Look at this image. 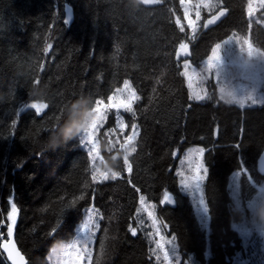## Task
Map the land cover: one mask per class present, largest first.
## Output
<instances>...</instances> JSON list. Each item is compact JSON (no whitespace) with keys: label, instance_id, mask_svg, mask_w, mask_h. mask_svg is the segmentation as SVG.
Listing matches in <instances>:
<instances>
[{"label":"trees","instance_id":"obj_1","mask_svg":"<svg viewBox=\"0 0 264 264\" xmlns=\"http://www.w3.org/2000/svg\"><path fill=\"white\" fill-rule=\"evenodd\" d=\"M246 3L222 0L218 6L228 9L226 16L206 30L203 20L210 13L201 9V27L192 38L186 24L184 33L175 24L176 16L183 18L179 0L137 7L129 0H0V243L8 238L12 203L18 208L13 236L29 264L45 257L52 240L74 239L88 209L95 208L99 228L93 264H167L155 248L156 231L139 203L144 195L162 236L175 237L180 264H239L234 255L242 249V237L232 227L238 224L232 213V184L238 183L245 210L257 192L253 183L264 185L258 168L264 153V104L240 109L221 101L215 90L205 101H190L187 80L180 73L184 60L201 67L211 47L233 35L249 37L264 49V16L260 11L259 19L250 20ZM66 4L72 9L71 22L65 19ZM181 40L189 44V55L177 60ZM19 67L25 75H16ZM37 77L48 91L49 107L41 114L25 107L35 102L27 89ZM125 79L141 96L134 105L136 117L113 112L99 133L101 170L107 165L120 171L121 178L92 183V162L80 137L43 156L35 154V139L47 136L45 129L61 119L67 101L81 96L92 103L98 97L106 101ZM260 89L264 94V81ZM120 118L140 128L131 176L123 170L122 153L117 161L111 159L116 153L108 151L109 137L104 135ZM191 146L205 148L209 168L204 184L209 218L203 225L175 173ZM166 192L172 194L173 205L160 204ZM73 200L75 207L62 215ZM239 213L241 224L250 212ZM58 221L57 232L49 238ZM0 264H7L1 251Z\"/></svg>","mask_w":264,"mask_h":264},{"label":"snow or ice","instance_id":"obj_2","mask_svg":"<svg viewBox=\"0 0 264 264\" xmlns=\"http://www.w3.org/2000/svg\"><path fill=\"white\" fill-rule=\"evenodd\" d=\"M163 2V0H141L142 5L151 6V5H159ZM179 4L183 9V18L176 16L175 24L181 33L185 32V23L187 29L191 32L192 38L195 37L196 32L201 27V9H204L210 13L207 19L203 20V28H208L209 25H214L221 17H223L228 9L223 6H218L222 4V0H179ZM213 9L215 12L213 13ZM194 10V11H193ZM264 11V0H247L245 6V12L248 18L254 17L257 12ZM193 15L195 18H193ZM249 28H251V22H249ZM240 37H230L229 39L223 40V44L230 43L234 41L235 43L240 45V52L242 54L247 55L248 64L247 67L251 69H255V65L250 63L249 61L255 57H264V49L260 47H256L249 37L243 38V43H240ZM51 45L49 44L44 48V52H48ZM221 43H215L214 46L211 47V54L207 56L206 61L204 62L205 67H203L199 73H196V70L193 69V76H190L188 73V68L190 67L189 62L187 60L184 61V71L180 73L181 76L185 77L187 80V87L189 89L188 100L190 101H205L207 100L208 94L207 91L204 94H200L199 91L193 92V78L194 76H200L203 80H207L208 76L205 73H212L215 70V74L217 77V81L219 82L220 78V70L222 67V56H221ZM176 58L180 59L181 56L189 55V44L180 41L178 47L176 48ZM40 70L42 71L44 68L43 64H40ZM35 83L40 84V78L37 77L34 80ZM199 82V81H198ZM221 95L219 99L226 104H235L240 109H244L246 106H256L259 104H264V99L257 98L252 92H248L246 94H237L235 90L225 91L222 87L220 89ZM119 94V95H118ZM141 100V96L137 93V90L132 86L128 79L123 81L122 87H117L111 94L107 96L105 101L104 98L98 97L92 103L91 111L89 113V120L87 126L80 134V144L87 148V158L92 162V171H91V181L94 184H101L106 181H115L121 178L120 171H114L113 168L107 167L105 165V170H101V168L96 166V161H103L104 157L101 155V148L99 147V133L104 128L105 123L109 117V115L113 112L115 113H129L132 115L133 119L136 117V112L134 105L137 101ZM25 107L34 109L36 114L43 113L48 107V103L44 102H32L26 104ZM15 121L13 124L15 125ZM130 128V130H129ZM105 136H108V151H115V155L111 157L113 161H117L122 153L123 160V170L131 176L133 173V163L131 158L133 154L137 152V144L138 137L140 136V128L136 122H132L129 124L123 119L120 118L116 123V126L110 131L105 132ZM115 135L116 139L112 140L111 137ZM122 137V140H121ZM38 156V153L36 154ZM173 156L176 155L175 152L172 153ZM205 156V148L198 147L192 149L189 152V159L195 160L194 166L190 165L188 169V173L180 172L178 175L181 177L179 180V185L183 189L185 193H187L191 198L192 202L196 205L197 212L200 214L201 224L207 222L209 218V205L205 200V189L204 184L209 175V168L205 165L204 162ZM264 170V169H262ZM241 173H236L235 176L238 177ZM128 183L132 185V187L136 190L137 193L140 192V189L136 187L135 184L132 183V180L129 179ZM253 187L256 185L253 183ZM233 196L235 197L236 208L241 211H247L254 213L256 207L261 199H264V186H260L257 188V195L253 199L249 200L247 203V209L241 207L240 199L237 195V192H233ZM77 199H82V197H77ZM139 203L141 207L147 211V215L152 219L153 227L156 230V235H160V230L157 225V220L155 218L154 211L148 210L151 208V205L145 204V196H139ZM174 204L172 196H170L167 192L164 194L163 200L160 201V204ZM76 205V200H73L70 204L66 206L63 212H67L70 209L74 208ZM141 208H137V212H140ZM17 215L18 208L15 203L11 205V211L7 213V240H5L2 244H0V248L7 253V259L11 261V264H29V262L25 259V256L21 253V251L17 248L16 243L13 240L14 227L17 223ZM98 212L95 208L88 209V215L86 219L81 223L78 227L79 235L75 240L71 243L65 244L62 246L59 254L55 257V264H93V249L91 244L96 236V229L99 228V224L96 222V217ZM103 219V217H100ZM62 221L57 222V226L54 227L50 233H48V237H54L57 232L60 223ZM3 222L0 221V224ZM237 231H239L240 235L243 236L246 242H250L254 244V241H250L249 238L253 236V234H258L261 238L260 242V250H261V259L260 264H264V226L256 225L254 223H249L247 216L245 220L241 224H234L232 226ZM130 231L132 235H136V228H132L130 226ZM164 237L161 236V240ZM175 237H172V240H168L165 243H160L157 241V247L164 252L163 259L167 264H172V261L175 260L176 264H180V257L177 253L175 244ZM172 245L171 250H166L165 245ZM255 255V252L253 253ZM52 256H49V260H52ZM157 260L160 259L159 256L156 257ZM247 264V261L244 262Z\"/></svg>","mask_w":264,"mask_h":264},{"label":"rangeland","instance_id":"obj_3","mask_svg":"<svg viewBox=\"0 0 264 264\" xmlns=\"http://www.w3.org/2000/svg\"><path fill=\"white\" fill-rule=\"evenodd\" d=\"M261 14L264 16V11H262ZM254 17L259 19V16H257V14ZM193 18H195L194 15H193ZM230 37H240L241 38L240 43L241 44L243 43L244 37H242V36L233 35ZM221 44H222V48H221L222 67L220 70L219 82L217 81L215 70H213L212 73H205V75L208 76L207 80H203L200 76L197 75V76H194V78H193V89H192V91L193 92L199 91L200 94L203 95L205 91H207V94H209V92H211L212 90H215L218 97H220V95H221L220 89L223 87L226 92L229 90H235L236 93L240 94V95L246 94L248 92H252L255 96H257V98L264 99L263 91L260 89V84L262 81H264V57L252 58V60L249 62L252 63L253 65H255V69H251V68L247 67L249 58L247 57L246 53L242 54L240 52V45L239 44L235 43L234 41L227 43V44H223V42H222ZM184 61H183V71L185 70L184 69ZM204 62L201 65V67H199L197 69L194 68L189 63V65H190V67L188 68L189 75L193 76V69L196 70V73H199L200 70L203 67H205ZM259 105H261V104H259ZM249 106H251V105L249 104ZM195 148H198V147L197 146H191V147L187 148L179 159V162H178L176 170H175V173H176L177 178H178V183H179V180L181 178L178 175V173L183 171L187 174L189 166L190 165L194 166V164H195L194 158L189 159V152ZM100 161L101 160H97L95 162L96 166L99 168H101L100 167L101 166ZM233 181H236V180H233ZM260 186H264V185H259V186L257 185L256 188H258ZM180 189L183 193H185L181 187H180ZM234 191L237 192V195H238L239 199L241 200V198L239 196L238 183H235V182H233V184H232V197H233V200L235 202V197L233 196ZM256 195H257V192L254 194V197H256ZM189 198L192 202V198L190 196H189ZM145 204L152 206L151 203L145 202ZM192 204L196 208V205L193 202H192ZM246 206H247V204H246ZM148 210L153 211V208L151 207ZM150 221L152 222L151 218H150ZM96 222H97V224H99V219H96ZM238 224H240V223H238ZM156 227L159 228L158 223H157ZM97 231H98V229H96V233H97ZM78 235H79V233H77L75 238L72 239L69 243H71L73 240H75ZM161 236H162L161 232H160V235H156V239H155V248L156 249L158 248L157 247V241H160V243H165L168 240H172L171 238H166L164 236H163L164 239L161 240ZM241 237H242V249L239 250L234 255V262L239 263V264H244V262L247 261V263H250V264H260V259H261L260 242H261V238L259 237V235L253 234V236L249 238L250 241H254L255 246L253 245V243L246 242V240L243 236H241ZM174 244H175V242H174ZM93 246H94V240L91 244L92 249H93ZM171 247H172V245H170V244L165 245L166 250L170 251ZM175 247H176V245H175ZM159 250H160L161 254L164 256L163 250H161V249H159ZM176 250H177V248H176ZM254 252H255V255H253ZM177 253H178L180 260H181V255L178 252V250H177ZM55 260H56V258H52V260H49L50 264H55ZM172 264H176V261L173 260Z\"/></svg>","mask_w":264,"mask_h":264},{"label":"clouds","instance_id":"obj_4","mask_svg":"<svg viewBox=\"0 0 264 264\" xmlns=\"http://www.w3.org/2000/svg\"><path fill=\"white\" fill-rule=\"evenodd\" d=\"M140 3L141 0H129V4L132 7H137ZM23 69L24 67L17 68L16 75H25ZM27 94L30 100L34 99L36 102L46 103L48 97L47 86L37 84L33 80L27 89ZM91 106V99L84 96L67 101L62 106L63 115L61 116V119L45 129L47 136L43 139H39L38 137L35 139L34 144L39 149L35 154L38 153V156H43L44 153L50 150H55L66 144L69 140L79 137L81 132L87 126ZM232 213L234 221L239 223V210L234 208ZM248 220L249 223L264 226V199L260 200L254 213L250 212ZM68 243L69 242L62 239L52 240L48 245V251L45 254V257H37L35 264H47L49 256L55 258L59 254L62 246Z\"/></svg>","mask_w":264,"mask_h":264},{"label":"water","instance_id":"obj_5","mask_svg":"<svg viewBox=\"0 0 264 264\" xmlns=\"http://www.w3.org/2000/svg\"><path fill=\"white\" fill-rule=\"evenodd\" d=\"M151 6H152V5H151ZM226 14H227V13H226ZM226 14H225L223 17H221V18H220V19H219L214 25L218 24V23L220 22V20L223 19V18L226 16ZM65 19H66L67 22H71L72 19H73L72 9H71L70 5H68V4L65 5ZM214 25H209L208 28H210V27H212V26H214ZM208 28H206V29H208ZM203 29L206 30L205 28H203ZM258 168H259V170H260L261 172L264 173V170H262V169H264V153L261 154L260 157H259ZM169 195L172 196V194H169ZM172 198H173V196H172ZM173 201H174V200H173ZM169 205H173V204H169ZM5 240H7V239H3V240L1 241L0 244H2ZM13 240H14V242L16 243V241H15V239H14V236H13ZM16 246H17V248L19 249L17 243H16ZM19 250H20V249H19ZM0 251H1V253L3 254V256L5 257V260L7 261V264H11V261H9V260L7 259V253L4 252V250H3L2 248H0ZM21 253H22V252H21ZM25 259H26V258H25ZM26 260H27V259H26ZM27 261H28V260H27Z\"/></svg>","mask_w":264,"mask_h":264}]
</instances>
